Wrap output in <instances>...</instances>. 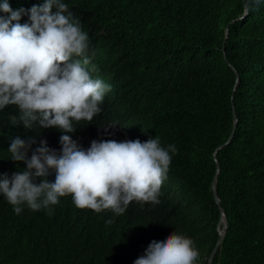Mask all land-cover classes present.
I'll return each instance as SVG.
<instances>
[{
  "label": "trees",
  "instance_id": "16d2710c",
  "mask_svg": "<svg viewBox=\"0 0 264 264\" xmlns=\"http://www.w3.org/2000/svg\"><path fill=\"white\" fill-rule=\"evenodd\" d=\"M7 2L27 11L43 0ZM61 2L96 52V71L87 70L110 91L101 112L91 123L74 124V133L13 125L18 108L0 110V175L27 167L11 160L16 138L35 141L28 159L42 140L59 154L64 134L85 150L108 134L106 140L117 142L159 138L161 147L174 145L177 152L170 153L160 202L134 201L121 215L78 209L70 196L50 206L52 215L26 205L17 215L0 194V264H134L152 241L173 232L191 238L196 264H207L219 237L211 190L215 158L228 227L212 264H264V0L242 19L245 0ZM20 23H30L29 16ZM234 124L230 142L214 158ZM47 180L55 181L54 171Z\"/></svg>",
  "mask_w": 264,
  "mask_h": 264
},
{
  "label": "clouds",
  "instance_id": "9594fccd",
  "mask_svg": "<svg viewBox=\"0 0 264 264\" xmlns=\"http://www.w3.org/2000/svg\"><path fill=\"white\" fill-rule=\"evenodd\" d=\"M260 3L245 0V8L258 9ZM0 12V110L16 106L19 117L10 120L27 129L38 124L41 129L74 133V124L91 123L101 112L110 86L93 79L87 70L91 65L96 71L91 64L96 52L68 5L43 0L27 11H14L4 0ZM23 15L29 16L30 23H20ZM73 57L81 59L74 61ZM110 126L116 130L115 124ZM106 139H110L108 134L85 150L64 134L59 154L42 140L30 159L27 152L35 141L12 140L8 149L11 160L27 167L11 177L0 175V194L17 215L25 205L34 212L47 209L52 215L50 206L67 196L78 209L111 210L116 215L124 214L134 201L158 204L172 160L170 153L177 152L175 146L163 148L159 138L144 143ZM50 170L55 172L54 182L47 180ZM198 258L195 242L173 232L163 241H152L134 264H196Z\"/></svg>",
  "mask_w": 264,
  "mask_h": 264
},
{
  "label": "water",
  "instance_id": "95a60500",
  "mask_svg": "<svg viewBox=\"0 0 264 264\" xmlns=\"http://www.w3.org/2000/svg\"><path fill=\"white\" fill-rule=\"evenodd\" d=\"M247 13H248V9H246L245 6H244V13H243L242 17H240L239 19L244 18L247 15ZM226 34H227V30H226ZM230 67L233 69V67L231 65H230ZM235 74H236V83H237L238 82V74H237V72H235ZM232 108H233V105H232ZM233 115L235 116L234 109H233ZM236 121H237V119L235 118L234 119V123H236ZM234 130H235V124L233 126V129L231 131V134H230L228 140L224 144H222L219 147H217L216 150L214 151V158H215V155L218 152V150H220L221 148H223L225 145H227L230 142V140H231V138H232V136L234 134ZM215 163H216V168L217 169H216V174H215V176H214V178L212 180L211 190H212L213 199H214L216 205H218L219 211H220V218H219V222H218V225H217L219 237H218V240H217L212 252L210 253V255H209L208 259H207V264H212V260H213V257L215 255V252L217 250V247L220 244V242H221V240L223 238V235L226 232V229L228 227V221H227V218L225 216L224 210L220 206V199L218 197L217 190H216V178H217V174L219 173V165H218V161L216 160V158H215Z\"/></svg>",
  "mask_w": 264,
  "mask_h": 264
}]
</instances>
